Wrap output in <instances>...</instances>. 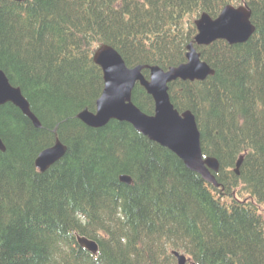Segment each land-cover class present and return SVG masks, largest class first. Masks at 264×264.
Segmentation results:
<instances>
[{"label": "trees", "instance_id": "obj_1", "mask_svg": "<svg viewBox=\"0 0 264 264\" xmlns=\"http://www.w3.org/2000/svg\"><path fill=\"white\" fill-rule=\"evenodd\" d=\"M243 1L252 36L199 47L215 73L169 86L219 160V185L127 121L79 118L104 88L98 45L128 66H176L195 18ZM0 69L41 122L0 106V264H178L173 250L195 264H264V0H0ZM133 101L153 114L140 83ZM57 139L67 151L41 171L36 158ZM78 234L96 240L97 253Z\"/></svg>", "mask_w": 264, "mask_h": 264}, {"label": "water", "instance_id": "obj_2", "mask_svg": "<svg viewBox=\"0 0 264 264\" xmlns=\"http://www.w3.org/2000/svg\"><path fill=\"white\" fill-rule=\"evenodd\" d=\"M250 15L249 7L231 4L225 6L216 18L203 13L195 20L198 29L195 43L209 44L216 39H225L229 43L248 40L255 30ZM188 49L187 62L178 68L166 71L158 65L148 66L151 74L149 80L140 72L142 66L129 67L112 45H100L94 51L93 59L103 70L104 88L97 99L95 111L85 108L79 113V118L91 127L103 126L111 118L128 121L142 133L175 152L187 167L199 172L208 182L217 184L211 169L218 170L219 162L213 157H203L201 133L195 115L190 110L180 113L171 102L169 95V83L172 80L205 79L214 73V69L201 60L200 53L193 44H189ZM137 81H140L154 97L156 104L154 114L143 112L132 100L133 87ZM8 102L19 107L35 125H41L21 88L11 84L6 73L0 69V106ZM0 149L6 150L1 137ZM66 151V145L57 139L52 146L39 153L36 158L37 167L44 171ZM241 162L242 158L237 162L236 171L239 170ZM120 179L131 182L128 175H122ZM77 239L79 244L89 251L98 249L97 242L86 236L77 235ZM174 254L177 256L178 264H187L184 254L178 251H174Z\"/></svg>", "mask_w": 264, "mask_h": 264}, {"label": "bare ground", "instance_id": "obj_3", "mask_svg": "<svg viewBox=\"0 0 264 264\" xmlns=\"http://www.w3.org/2000/svg\"><path fill=\"white\" fill-rule=\"evenodd\" d=\"M185 62H186V61H185ZM185 62H183V63H185ZM183 63H181V64H179V65H176V66H171V67H169V68H165L164 70L169 71L171 68H178V67H180ZM126 64H127V63H126ZM136 66H142V67H141L142 70H141L140 72L142 73V75L146 76V75L144 74L143 70H144V69H148V70H149L150 68H148V66L151 67L152 65H136ZM136 66H129V67H136ZM146 77H147V76H146ZM147 78H148V79L150 78V71H149V76H148ZM134 88H135V86L133 87V90H134ZM101 94H102V93H101ZM100 96H101V95H100ZM152 98L154 99L153 96H152ZM29 103H30V102H29ZM96 104H97V102H96ZM30 105H31V104H30ZM31 109H32V108H31ZM155 109H156V104H155ZM32 111H33V110H32ZM142 111H143V110H142ZM81 112H82V111H81ZM81 112H80V113H81ZM143 112H144V111H143ZM33 113H34V112H33ZM145 113H146V112H145ZM34 114H35V113H34ZM35 115H36V114H35ZM36 116H37V115H36ZM78 116H79V115H78ZM37 118H38V117H37ZM38 119H39V118H38ZM111 120H120V119H117V118H111L110 121H111ZM120 121H121V120H120ZM127 122H128V121H127ZM129 123H130V122H129ZM131 124H132V123H131ZM132 125H133V124H132ZM133 126H134V125H133ZM134 127H135V126H134ZM135 128H136V127H135ZM136 129H137V128H136ZM137 130L140 131L139 129H137ZM140 132H141V131H140ZM141 133H142V132H141ZM147 136H148V135H147ZM148 137H149V136H148ZM149 138H150V137H149ZM150 139H152V138H150ZM152 140H153V139H152ZM154 141H155V140H154ZM66 147H67V146H66ZM167 148H168V147H167ZM170 150H171V149H170ZM171 151H172V150H171ZM99 155H100V154H99ZM88 156H89V155H88ZM59 159H60V158H59ZM59 159H58V160H59ZM56 161H57V160H56ZM56 161H55V162H56ZM55 162H54V163H55ZM51 165H52V164H51ZM51 165H50V166H51ZM50 166H49V167H50ZM49 167H48V168H49ZM48 168H46L45 170H47ZM190 169H191V168H190ZM191 170H193V169H191ZM123 175H125V174H123ZM121 176H122V175H121ZM215 177H216V176H215ZM121 180H122V179H121ZM122 181H123V180H122ZM124 182L130 184L132 181H131V182H127V181L124 180ZM211 183H213V182H211ZM213 184H215V183H213ZM215 185H219L218 182H217V184H215ZM215 185H214V186H215ZM142 224H143V223H142ZM92 240H93V239H92ZM94 241L97 242L96 240H94ZM97 251H98V249H96V250H94V251H91V253H94V254H95V253H97ZM185 258H186V263H187V264H195V263H193V261L191 260L190 257L185 256Z\"/></svg>", "mask_w": 264, "mask_h": 264}]
</instances>
